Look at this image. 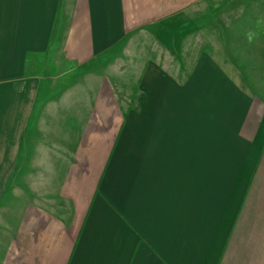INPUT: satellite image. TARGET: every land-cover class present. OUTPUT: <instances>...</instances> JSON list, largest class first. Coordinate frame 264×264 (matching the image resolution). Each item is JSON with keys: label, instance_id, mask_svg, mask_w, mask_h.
Here are the masks:
<instances>
[{"label": "crops", "instance_id": "obj_1", "mask_svg": "<svg viewBox=\"0 0 264 264\" xmlns=\"http://www.w3.org/2000/svg\"><path fill=\"white\" fill-rule=\"evenodd\" d=\"M0 264H264V0H0Z\"/></svg>", "mask_w": 264, "mask_h": 264}, {"label": "rangeland", "instance_id": "obj_2", "mask_svg": "<svg viewBox=\"0 0 264 264\" xmlns=\"http://www.w3.org/2000/svg\"><path fill=\"white\" fill-rule=\"evenodd\" d=\"M239 1H242V0H239ZM247 1H250V0H247ZM210 1H207L206 4H209ZM208 6V5H206ZM207 11V9H205ZM235 14L233 15L234 16V22L233 24H230L228 25V23H226V19L229 12L228 10H224L223 13H221V11H217L215 12L214 14L212 13H209L207 15V18H206V15H199L197 16L196 15V10L193 9L190 14L192 16V20L194 23H199L201 25H205L208 27L211 26V23H215V27L217 28L216 30L219 32V37H220V42L225 46V48H227L228 46V38L230 36L234 38V41H236V44H234V46L230 45L231 49L234 53L233 56H230V57H227L222 55V53H220L222 56L220 57V60H230L231 61H234L237 65L239 66H244L246 65V67L250 70H257L259 72V69H258V66L259 64L257 63V65H255L256 62H259L260 61V57H259V54H260V48H259V44H258V41H255L254 43H251L249 44L248 41L245 43L244 41H238V37L235 38L237 35L239 36L241 31L244 29V28H249V31H256L258 32L259 30V24H256L255 23H252V25H243V9L241 7H238L236 10H235ZM238 11L240 12L238 14ZM208 12H210L208 10ZM258 11L257 10H253V13H257ZM244 16H245V13H244ZM209 19V20H208ZM223 19V22H225V24L221 25L220 24V20ZM200 25V26H201ZM149 33H152V31L149 30ZM231 43V41H230ZM184 46H186V49H184L183 51H178L176 55L172 56V57H168L167 55L165 54H160V61L161 63L163 62V57L165 58V63L167 65H173L175 67H179L180 65L182 66V68H184L185 66V70H186V74H183L182 73V78L184 75H186V78L189 79V77L191 76V74L194 72V69H195V66L196 63H197V59L199 57H201V53L202 52H206V54L208 55V59L211 60V58H215V59H219L218 56L215 55V53L213 52L212 50V47H211V42L208 40H197L196 39V36L194 34V32L192 33H189L188 37H187V40L186 42L184 43ZM256 49H255V47ZM134 49L133 50H136V51H142V53H148V46H146V44H143L141 42H135L134 43ZM204 48V49H202ZM255 51H254V50ZM252 51V52H251ZM254 53L257 54V56H254ZM250 54H253V55H250ZM199 55V56H198ZM207 58H205V61ZM258 74V73H257ZM203 75V74H202ZM205 76L206 75H209L207 73L204 74ZM198 76V75H197ZM186 80V79H185ZM260 82L258 81L257 83H254V91L255 93H259L260 90L258 88ZM205 91L206 88L204 89ZM195 90H193L192 88V93H190V96L193 95V97H195ZM214 93L217 97V89L214 90ZM189 95V93H188ZM216 101H218L216 99ZM210 100L208 101L207 100V104H205L204 106V113H203V117H204V123H205V127H206V124H209L210 121L208 120V112L206 111V109L208 110H211L212 112V105H210ZM217 109H218V106L216 105Z\"/></svg>", "mask_w": 264, "mask_h": 264}, {"label": "clouds", "instance_id": "obj_3", "mask_svg": "<svg viewBox=\"0 0 264 264\" xmlns=\"http://www.w3.org/2000/svg\"><path fill=\"white\" fill-rule=\"evenodd\" d=\"M246 39L249 44L254 43L258 39V33L256 31H249L246 34Z\"/></svg>", "mask_w": 264, "mask_h": 264}]
</instances>
